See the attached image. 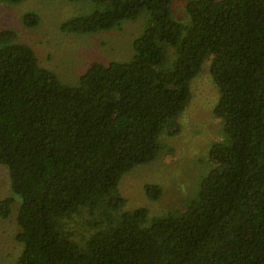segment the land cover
<instances>
[{
    "label": "trees",
    "instance_id": "obj_1",
    "mask_svg": "<svg viewBox=\"0 0 264 264\" xmlns=\"http://www.w3.org/2000/svg\"><path fill=\"white\" fill-rule=\"evenodd\" d=\"M89 1L93 9L60 31L93 34L146 20L130 59L92 62L74 85L41 66L12 30H0V165L11 192L0 217L18 202L21 247L12 264H264V0H185L186 25L172 0ZM22 24L37 26V15L25 13ZM208 60L224 122L209 149L218 162L182 208L150 218L142 207L121 211L124 199L111 196L113 220L105 221L103 197L155 158ZM143 190L151 201L161 194L153 184ZM81 209L100 220L78 242L62 220Z\"/></svg>",
    "mask_w": 264,
    "mask_h": 264
},
{
    "label": "rangeland",
    "instance_id": "obj_2",
    "mask_svg": "<svg viewBox=\"0 0 264 264\" xmlns=\"http://www.w3.org/2000/svg\"><path fill=\"white\" fill-rule=\"evenodd\" d=\"M184 4L185 0H172L174 17L186 25ZM92 9L89 0H24L18 4L0 1V30H12L17 41L34 51L41 66L54 72L63 84L74 85L92 62L108 64L130 59L133 41L145 25V15H141L109 31L93 34L60 31L63 21ZM28 12L38 17V25L33 28L22 24V17ZM209 64L210 60L199 67L190 83L189 101L160 135V149L155 158L123 174L112 194L103 197L105 221L113 220V213L106 205L111 196L119 195L124 199L121 211L142 207L150 218L182 208L187 199L193 197L200 178L218 162L209 156V149L222 140L224 122L215 110L219 93L209 73ZM147 184L161 188L158 200L146 198L143 189ZM10 195L7 169L0 165V201ZM17 206L15 202L7 218L0 217V264H12L21 250L15 241ZM99 220L98 213L81 209L62 223L64 229L81 242L94 231L93 223Z\"/></svg>",
    "mask_w": 264,
    "mask_h": 264
}]
</instances>
